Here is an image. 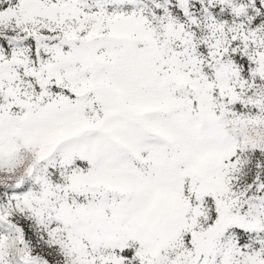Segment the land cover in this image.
<instances>
[{
	"label": "snow or ice",
	"instance_id": "1",
	"mask_svg": "<svg viewBox=\"0 0 264 264\" xmlns=\"http://www.w3.org/2000/svg\"><path fill=\"white\" fill-rule=\"evenodd\" d=\"M0 264H264V0H0Z\"/></svg>",
	"mask_w": 264,
	"mask_h": 264
}]
</instances>
